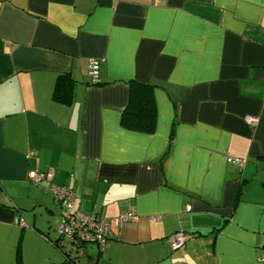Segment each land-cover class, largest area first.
<instances>
[{"label":"crops","instance_id":"crops-1","mask_svg":"<svg viewBox=\"0 0 264 264\" xmlns=\"http://www.w3.org/2000/svg\"><path fill=\"white\" fill-rule=\"evenodd\" d=\"M130 81L152 87L150 133L121 123ZM48 170L76 210L135 220L101 254L67 250L49 184L29 181ZM66 255L264 264V0H0V264Z\"/></svg>","mask_w":264,"mask_h":264},{"label":"built area","instance_id":"built-area-1","mask_svg":"<svg viewBox=\"0 0 264 264\" xmlns=\"http://www.w3.org/2000/svg\"><path fill=\"white\" fill-rule=\"evenodd\" d=\"M100 75V62L91 59L88 62V76L92 83L98 82ZM244 122L249 127H255L258 124V118L246 116ZM227 162L237 165L240 169L245 165V160L237 158H228ZM54 172L48 170L44 173H30L29 181L39 186L46 182L50 186L53 195L54 203L62 211V221L57 229V236L61 240L68 241V249L79 251L83 246L93 245L98 254L104 251L110 232L112 229H121L126 223L135 220V213L131 210L121 213L115 218H101L95 214L84 213L74 208V192L67 186H57L52 183ZM190 206L185 208L189 212ZM14 224L19 227H27L23 217H18L14 220ZM187 236L183 232H176L171 235L168 240L171 249L178 250L183 247ZM66 260L75 264V262L68 258ZM89 264H94V261Z\"/></svg>","mask_w":264,"mask_h":264},{"label":"trees","instance_id":"trees-1","mask_svg":"<svg viewBox=\"0 0 264 264\" xmlns=\"http://www.w3.org/2000/svg\"><path fill=\"white\" fill-rule=\"evenodd\" d=\"M65 80L69 79L66 77ZM128 88L129 97L121 116L122 125L138 132H152L155 123V111L151 97L152 87L130 81Z\"/></svg>","mask_w":264,"mask_h":264}]
</instances>
